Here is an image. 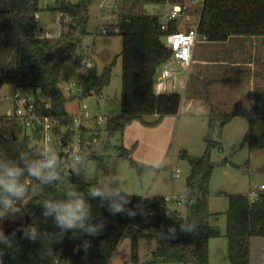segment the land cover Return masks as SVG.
<instances>
[{
    "label": "trees",
    "instance_id": "trees-1",
    "mask_svg": "<svg viewBox=\"0 0 264 264\" xmlns=\"http://www.w3.org/2000/svg\"><path fill=\"white\" fill-rule=\"evenodd\" d=\"M137 1L149 4L162 0ZM89 4L90 0L79 3L63 1L59 7L61 33L42 36L38 25V13L41 10L39 0H0V19H9L11 24L10 34L2 39L0 47V88L5 84H14L25 91L40 89L49 98L48 101H34V106L55 124V132L61 142L55 152L60 157L64 180H70L85 196L94 183L85 181L83 175H72L70 168H67V164L73 162L74 123L78 118L74 119L67 111V103L72 98L66 96L61 82L68 80L62 77L63 66L72 52L83 44L88 33ZM162 23L159 15L143 11L129 12L122 18L119 32L123 40L121 113L108 117L110 135L123 131L131 119L155 114L163 117L179 112L182 96L178 91H155L157 71L172 55L165 37L179 29L180 21H170L167 30L162 29ZM198 30L212 42H224L233 36H264V0H204ZM111 77L112 65L101 74L92 70V66L83 71L78 80L80 97L84 99L101 92L110 83ZM255 98L243 142L250 151L264 149V104L260 103L258 93H255ZM236 115L214 111L210 134L205 138V152L201 156H192L187 152L182 154L191 167L186 179V215L173 211L167 198L161 195H132L128 207L137 210L139 205L143 209V213L137 210L132 218L125 214L112 215L106 206L100 207L98 200H92L93 218L96 222H103L104 229L99 236L85 235L74 239L70 232L62 236L53 221L42 216L43 209L39 206L42 200L49 197L63 198V185L57 183L44 187L39 197L34 198L29 194L30 199L20 205L19 216L3 221L9 230H14L28 219V224H35L49 234V238L42 243H30L21 239V235H16L9 247L0 245V251L6 253L3 264H50V261L41 262L39 259L42 248L54 264H110L125 238L131 240V260L134 264H211L210 240L223 235L219 226L209 223L210 181L216 166L211 159V151L216 146L222 149L223 145L210 138L216 123L221 131ZM63 127H68V131H64ZM19 128L13 116L0 119V151L10 159H15L21 150L36 148L38 145L35 140L41 137L40 131H26L20 137ZM86 130L82 127L83 133ZM84 142L82 137L81 147L86 146ZM85 150L80 152L82 157ZM94 157L91 155L86 161ZM35 183L37 181L32 179L25 180L28 186ZM226 215L225 236L228 239L230 264H252V253H258L260 247L264 249V190L258 191L257 200L241 193L229 195ZM181 223H195L194 232H180ZM170 226L176 228L177 237L172 240L161 239L160 236L168 235ZM143 239L156 241V249L144 261L140 254ZM84 240L91 241L86 256L82 248L78 252L74 251Z\"/></svg>",
    "mask_w": 264,
    "mask_h": 264
},
{
    "label": "rangeland",
    "instance_id": "rangeland-1",
    "mask_svg": "<svg viewBox=\"0 0 264 264\" xmlns=\"http://www.w3.org/2000/svg\"><path fill=\"white\" fill-rule=\"evenodd\" d=\"M63 1L79 3L83 0H39L40 35L61 33L59 7ZM169 9L167 0L149 4H142L137 0H117L115 3L107 0H90L88 33L83 44L72 52L63 66L62 77H67L68 80L64 79L61 84L66 96L72 98L67 103V111L74 119L78 118L74 123L75 148L80 146L83 137L86 145L82 147L83 150L86 149L84 158L95 156L87 162V172L83 179L94 183L93 186L121 179L124 181L122 187L133 195L165 196L171 209L178 207L185 211L184 206L178 205V201H184L188 196L186 179L191 167L182 154L187 152L192 156H201L205 152L207 148L205 138L210 134L209 116L203 112L194 114L184 112L181 115L168 114L163 117L145 115L142 118L131 119L123 131H117L113 135H110L107 129L108 117L121 113L123 40L119 32L122 18L129 12L143 11L159 15L165 21ZM195 21L196 14L193 13L187 23L194 26ZM104 29L109 30V33H104ZM10 30L9 19H0V47L2 39L10 34ZM84 56H90L92 70L98 74L112 65V77L101 92L83 99L80 97L81 87L78 80L82 74L79 60ZM175 62L177 63L173 59L167 64L176 70ZM163 67L165 64L161 68ZM183 73L182 76H185L186 73ZM179 93L183 98L182 87ZM238 99L237 95H232L228 100L221 101L218 98L216 102L221 108L218 112L236 113L237 117L226 124L224 132L219 135L222 149L216 146L211 151V159L216 166L210 181L209 223L219 226L223 232L221 237L210 240L211 264H230L228 239L225 236L229 195L237 193L250 195L258 192L264 185L262 184L264 149L250 151L248 145L243 144L248 123L241 113L239 108L241 103ZM36 100L48 101L49 98L40 89L25 91L20 88L18 93V88L14 84H5L0 88V119L4 120L9 115L16 118L20 126L18 133L23 137L26 131L31 132L25 125L27 105ZM82 127L87 129L84 133ZM63 130L68 131V127H63ZM59 146V142H56V147ZM224 159L227 160L226 163L223 162ZM29 199L30 195L26 196L22 204ZM2 227L9 230L4 223ZM155 243V240H141L142 260L151 256L156 249ZM254 254V258L260 257L257 252ZM110 264H134L131 260L129 238L122 240Z\"/></svg>",
    "mask_w": 264,
    "mask_h": 264
},
{
    "label": "clouds",
    "instance_id": "clouds-1",
    "mask_svg": "<svg viewBox=\"0 0 264 264\" xmlns=\"http://www.w3.org/2000/svg\"><path fill=\"white\" fill-rule=\"evenodd\" d=\"M85 64V61H84ZM73 166L72 175L81 176L87 172L86 158L80 153L71 154ZM155 166V165H153ZM26 179H32L37 183L30 186L25 184ZM57 183L63 185V198H46L40 202L43 209L42 216L50 218L59 233L64 236L71 233V238L78 239L81 236H99L104 229V223L93 218L90 201L98 200L100 207H107L110 214H125L129 218L143 209L138 205L137 210L129 208L130 198L133 195L122 187L124 181L115 179L103 184L95 185L89 189L87 196L82 193L70 181H65L62 176V168L59 155L48 145L40 144L30 150H21L15 159H10L3 151H0V245L9 247L15 239L16 233H21V239L30 243L41 242L49 238V234L38 228L35 224H21L6 235L2 223L5 219L18 217L21 213L20 205L29 194L31 197H39L43 188ZM195 223H181L180 232L193 233ZM168 235L160 236L161 239L172 240L177 237L176 228L170 226ZM91 247V241L84 240L74 251L83 249L85 256ZM4 251H0L3 254ZM41 262L50 261L51 257L42 248L39 252ZM3 264V261H0Z\"/></svg>",
    "mask_w": 264,
    "mask_h": 264
},
{
    "label": "crops",
    "instance_id": "crops-1",
    "mask_svg": "<svg viewBox=\"0 0 264 264\" xmlns=\"http://www.w3.org/2000/svg\"><path fill=\"white\" fill-rule=\"evenodd\" d=\"M174 68L179 73L181 84L186 85L185 89L182 87L184 96L177 114L203 112L210 118L208 134L213 112L221 109L216 105L218 98L225 101L237 95L241 103L239 108L248 124L249 114L254 109L255 93L264 104V36H233L224 42H202L196 46L190 66L175 62ZM183 72L185 76H182ZM186 200L187 197L178 201L185 211L178 207L172 210L186 215ZM258 254L260 257L254 258L252 253V264H264V249L260 247Z\"/></svg>",
    "mask_w": 264,
    "mask_h": 264
},
{
    "label": "built area",
    "instance_id": "built-area-1",
    "mask_svg": "<svg viewBox=\"0 0 264 264\" xmlns=\"http://www.w3.org/2000/svg\"><path fill=\"white\" fill-rule=\"evenodd\" d=\"M107 1L115 3L117 0ZM167 4L170 6V9L165 15L166 19L162 23V29L167 30L169 28L170 21H180L179 29L168 33L165 37L166 45L172 52L171 58L167 62L174 59L184 66H190L198 43L208 41L207 35L200 33L198 30V22L200 20L204 0H182L179 2L167 0ZM193 13L196 14L194 26L192 23H187L188 20L191 19V14ZM183 20H185L184 24L182 23ZM103 32L109 33V30L104 29ZM90 60V56H84L80 59L82 72L91 67ZM167 62L164 63L165 67L160 68L157 71L155 79V91L157 93L179 92L180 87H183L184 89L186 87L185 84H181L179 80V73L168 66ZM16 96L19 95L16 94ZM100 121L101 120L99 119V122ZM25 125L33 132H41V137L35 140L37 145L46 144L54 151L57 149L56 142H59L61 146L60 137L57 136L55 132L54 122L48 116H43L39 111H37L34 106V102L28 103L27 105ZM81 150V145L78 148H75V152L80 153ZM71 167V163H68L67 168L71 169ZM261 190H264V185H262L259 191ZM250 196L252 200H257L258 192L252 193ZM3 259L2 254H0V261H3Z\"/></svg>",
    "mask_w": 264,
    "mask_h": 264
},
{
    "label": "water",
    "instance_id": "water-1",
    "mask_svg": "<svg viewBox=\"0 0 264 264\" xmlns=\"http://www.w3.org/2000/svg\"><path fill=\"white\" fill-rule=\"evenodd\" d=\"M219 132H220V129H219L218 124L216 123V124L214 125V130H213V132H212L213 134H212L211 141H213V142H220V141H221L220 138H219ZM27 224H28V219H27V222L25 223V225H27ZM12 232H13V230H6V231H5V234H6V235H10ZM16 235H22V234L19 233V232H17ZM5 256H6V253L4 252V253L2 254V257L5 258Z\"/></svg>",
    "mask_w": 264,
    "mask_h": 264
}]
</instances>
